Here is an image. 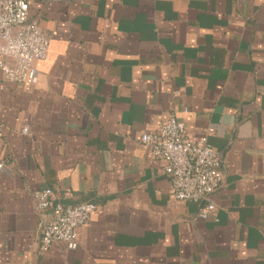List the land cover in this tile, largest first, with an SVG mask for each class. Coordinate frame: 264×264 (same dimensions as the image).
<instances>
[{
  "label": "crops",
  "instance_id": "1",
  "mask_svg": "<svg viewBox=\"0 0 264 264\" xmlns=\"http://www.w3.org/2000/svg\"><path fill=\"white\" fill-rule=\"evenodd\" d=\"M32 86L0 72V264H264V0H30ZM174 117L221 160L213 215L140 137ZM27 129V133H23ZM94 203L41 249L34 194Z\"/></svg>",
  "mask_w": 264,
  "mask_h": 264
},
{
  "label": "built area",
  "instance_id": "2",
  "mask_svg": "<svg viewBox=\"0 0 264 264\" xmlns=\"http://www.w3.org/2000/svg\"><path fill=\"white\" fill-rule=\"evenodd\" d=\"M30 0H0V72L4 80L32 86L36 82L34 62L43 61L48 52L49 37L35 21L29 20ZM27 133V129L22 130ZM149 156L160 162L170 180V195L180 202L200 206L198 219L213 215L212 196L223 185L218 152L203 140L188 138L183 123L169 117L153 132L140 137ZM38 213L51 212L41 224V249L53 244L76 247V230L84 226L96 211L94 203L63 206L55 202L51 189L34 194Z\"/></svg>",
  "mask_w": 264,
  "mask_h": 264
}]
</instances>
